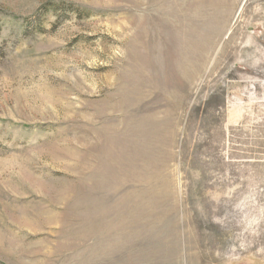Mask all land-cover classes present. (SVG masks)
Wrapping results in <instances>:
<instances>
[{"label":"rangeland","instance_id":"obj_1","mask_svg":"<svg viewBox=\"0 0 264 264\" xmlns=\"http://www.w3.org/2000/svg\"><path fill=\"white\" fill-rule=\"evenodd\" d=\"M0 264H264V0H0Z\"/></svg>","mask_w":264,"mask_h":264}]
</instances>
